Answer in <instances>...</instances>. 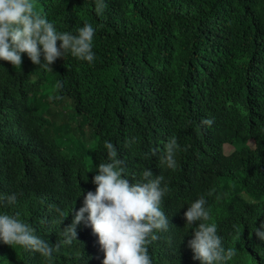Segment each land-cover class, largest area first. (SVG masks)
<instances>
[{"label": "trees", "instance_id": "16d2710c", "mask_svg": "<svg viewBox=\"0 0 264 264\" xmlns=\"http://www.w3.org/2000/svg\"><path fill=\"white\" fill-rule=\"evenodd\" d=\"M34 2L57 31L75 35L90 23L95 59L69 52L52 70L26 54L21 67L0 60V195L22 193L0 214L18 215L55 246L95 192L107 140L130 183L150 169L170 188L161 203L169 228L148 246L152 264H200L184 213L201 196L223 246L236 249L226 264H264V241L250 235L264 222V0H105L102 16L95 0ZM173 135L185 149L175 170L160 162ZM133 136L138 142L125 147ZM248 141L254 148L243 156ZM224 145L238 155L225 156ZM103 258L84 223L50 260L0 241V264Z\"/></svg>", "mask_w": 264, "mask_h": 264}, {"label": "clouds", "instance_id": "9594fccd", "mask_svg": "<svg viewBox=\"0 0 264 264\" xmlns=\"http://www.w3.org/2000/svg\"><path fill=\"white\" fill-rule=\"evenodd\" d=\"M107 6L105 0H95L96 14L102 16ZM95 32L90 23H85L75 35L57 31L46 15L36 11L34 0H0V60L13 67H21L23 54L33 65L49 70L57 59L69 52L74 58L91 63L95 59ZM213 123V119L201 121L202 125L209 127ZM137 142L135 136L127 138L125 147ZM103 146L107 150L108 162L98 165L92 180L96 185L95 192L88 191L84 195L83 206L75 212L71 224L62 230V241L55 246L49 244L34 234L35 230L29 223L18 215L9 214H0V241L50 260L61 244L71 245L77 241V228L84 223L98 238L104 255L102 264H152L148 246L158 239L157 231L169 228V218L161 210V203L170 193V188L163 175L154 176L150 169L142 170L141 179L130 183L125 177L124 161L118 158L115 146L107 140ZM183 150L176 136H170L160 155L161 164L175 170L177 153ZM157 151L153 150L152 155L155 156ZM18 195L22 193L0 195V207L14 205ZM206 204L205 197L201 196L184 213L186 224L195 226L188 247L193 260L200 261V264H226L236 255V249L223 246L222 237L217 234L218 226L211 222ZM56 212L61 217L64 215L59 208ZM60 223L63 224L64 220ZM253 233L264 241V222L250 235Z\"/></svg>", "mask_w": 264, "mask_h": 264}, {"label": "rangeland", "instance_id": "374dc122", "mask_svg": "<svg viewBox=\"0 0 264 264\" xmlns=\"http://www.w3.org/2000/svg\"><path fill=\"white\" fill-rule=\"evenodd\" d=\"M246 146L247 147H246L245 152H243V156H247V155H249L251 153V151L254 148V143L252 141H248V142H246ZM223 152L227 156H230V155L237 156L238 155V153L232 147H230L228 145L224 146Z\"/></svg>", "mask_w": 264, "mask_h": 264}]
</instances>
